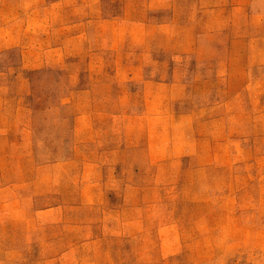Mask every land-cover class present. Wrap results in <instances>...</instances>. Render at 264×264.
I'll use <instances>...</instances> for the list:
<instances>
[{"label": "rangeland", "instance_id": "1", "mask_svg": "<svg viewBox=\"0 0 264 264\" xmlns=\"http://www.w3.org/2000/svg\"><path fill=\"white\" fill-rule=\"evenodd\" d=\"M0 264H264V0H0Z\"/></svg>", "mask_w": 264, "mask_h": 264}]
</instances>
